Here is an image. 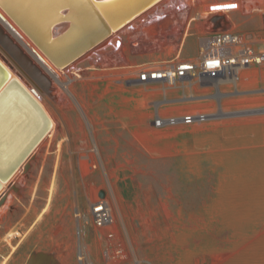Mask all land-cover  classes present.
Masks as SVG:
<instances>
[{"label":"rangeland","instance_id":"1","mask_svg":"<svg viewBox=\"0 0 264 264\" xmlns=\"http://www.w3.org/2000/svg\"><path fill=\"white\" fill-rule=\"evenodd\" d=\"M189 1L162 5L181 10ZM231 4L236 7L215 11ZM206 10H213V31L264 33V0H228ZM247 74L243 95L225 100L259 107L240 118L157 129L145 104L141 119L110 129L80 118L79 127L60 135L54 122L27 168L13 177L16 189L3 192L0 264H77L72 212L104 190L101 169L91 167L98 159L113 189L115 226L128 246L116 264H264V66ZM60 77L62 83L53 79L48 105L54 100L61 107L59 91L70 90L79 71ZM88 100L84 111L91 114L94 97ZM74 107L82 114L75 100ZM90 137L96 156L86 148ZM87 236L93 264H104L102 234L90 228Z\"/></svg>","mask_w":264,"mask_h":264},{"label":"built area","instance_id":"2","mask_svg":"<svg viewBox=\"0 0 264 264\" xmlns=\"http://www.w3.org/2000/svg\"><path fill=\"white\" fill-rule=\"evenodd\" d=\"M262 66L264 33L220 29L202 38L198 58L133 66L126 81L150 91V124L161 129L250 115L247 110L259 107L237 108L225 100L243 95V76L248 79L247 70ZM88 141L86 148L96 156L93 138ZM91 167L101 169L105 187L102 196L96 191L85 209L75 208L72 212L75 260L77 264H93L87 238L88 230L93 228L103 236L104 264H116L125 257L128 246L115 226L111 207L114 193L101 161H93Z\"/></svg>","mask_w":264,"mask_h":264},{"label":"crops","instance_id":"3","mask_svg":"<svg viewBox=\"0 0 264 264\" xmlns=\"http://www.w3.org/2000/svg\"><path fill=\"white\" fill-rule=\"evenodd\" d=\"M225 1L228 0H191L181 10H165L166 6H162L164 14L160 11L158 16L135 19L130 27L117 31L112 40L119 38L121 42L116 47L109 42L98 54L80 60L77 81L70 82V90L59 91L63 95L61 107L54 100L49 104L48 112L57 121L59 134L79 127L80 118L97 119L100 128L109 129L117 126V121L141 119L150 98L142 87L126 81L131 67L198 58L202 38L213 31L209 23L213 11L206 8ZM90 96L94 97L95 111L87 114L84 109ZM73 99L83 108L82 114L75 111ZM71 120L76 123L73 125Z\"/></svg>","mask_w":264,"mask_h":264},{"label":"water","instance_id":"4","mask_svg":"<svg viewBox=\"0 0 264 264\" xmlns=\"http://www.w3.org/2000/svg\"><path fill=\"white\" fill-rule=\"evenodd\" d=\"M39 1V5L48 6L46 0ZM83 1L71 0L69 7L73 6L77 10V17L74 20L71 19L63 33L52 39L49 38L48 43H45L46 40L39 29L33 30L30 25L27 26L24 23L27 8L30 5L28 1L0 0V3L10 17L31 36L45 56L53 63L61 65L81 54L73 62L74 64L93 50L104 46L107 41L91 47L103 34L129 21L155 0H88L95 8L93 13L96 16L89 14L87 3L84 2L83 5ZM45 32L50 37V28ZM9 52L37 85L48 86V77L41 73L26 54L17 47L16 50H9ZM50 127L51 121L43 107L18 80L9 77L8 72L0 64V188L1 182L8 178L30 154ZM27 166L26 163L23 169ZM13 189L16 188L13 187ZM99 195L102 196L103 191H100ZM4 199L5 195L0 196V204Z\"/></svg>","mask_w":264,"mask_h":264},{"label":"bare ground","instance_id":"5","mask_svg":"<svg viewBox=\"0 0 264 264\" xmlns=\"http://www.w3.org/2000/svg\"><path fill=\"white\" fill-rule=\"evenodd\" d=\"M26 1H28L30 5L27 8V16L25 17L26 22L24 23H26L25 25L27 26L30 25L31 29L33 30L39 29V31L43 33L42 36L46 40L45 43H48L49 38L52 39L60 35L61 33H63L68 28L71 22V19L74 20V18H76L78 14L77 10L73 6L69 7V5H71L70 3L71 0H69L68 4H67L68 0H46L45 2L48 3V6H46L45 4L39 5L40 4L39 0H26ZM84 2L87 3V9L90 11L89 14L90 15L92 14V16H96L93 13V9L95 10V8L92 6L91 3H89L90 1L84 0L83 5H84ZM166 2L167 4L169 3L168 6L174 4V0H155L145 9L137 13L129 21L123 23L118 28L110 29L108 32H106L101 37H99L95 41V43L91 45V47L107 41L105 45L99 47L96 50H93L87 57L95 53L97 50L106 47L109 42L111 43V40L114 37V35L117 33V31H119L121 28L126 27V26L130 27L129 24L132 21H135V19L145 17V16H150V15L152 16L161 15L164 11L161 13V12H157V10L163 6L162 5L163 3H166ZM223 6L221 5V8L217 10H215L216 8L213 7L214 8L213 10H215L216 12L220 11L222 13V12H225L226 10L233 9L230 7L222 8ZM66 14L67 16L64 17V15ZM49 28H50V37L47 36L45 32ZM116 43H118V41ZM113 45L116 46L114 42H113ZM16 47L19 48L21 52H23L29 57L30 61L34 63L37 66V68H39L41 73H43L44 75L48 77L49 79L48 86L40 87L39 85H37V83H35V81L17 63V61L14 59V57L9 52V50H16ZM90 49H88V51ZM80 55L81 54L77 55L76 57H73L71 60L61 65H57L53 63L45 56L41 48L33 41L31 36L12 17H10V15L4 9L3 5H1L0 3V57H2L5 60V62L10 65V68L7 67L6 64L1 59H0V64L8 72L9 77H13L16 80H18L33 95V97L43 107V109L45 110L46 114L48 115L51 121V127L48 130V132L45 134V136L32 149L30 154L14 169L11 175L1 182L0 196L5 195L3 192L6 188H8L7 186L11 185V181L13 177L16 176L21 171L22 169L21 167H24V165L28 162L27 160L30 158L34 150L39 146V144L46 137H48L49 134H51L50 132L53 131L52 129H54L53 127L54 118L52 119L51 117L52 115L50 116L48 112L49 105L47 104L48 95L51 94L53 79H57L59 82L61 81L62 83V80L60 77L61 75L65 73H69L70 71H72L74 75H78V71H80V69L77 68L76 65L77 63L81 61L79 60L75 62L74 64L73 62L77 60L80 57ZM246 78H247V75H244L242 85L246 83L245 82Z\"/></svg>","mask_w":264,"mask_h":264},{"label":"snow or ice","instance_id":"6","mask_svg":"<svg viewBox=\"0 0 264 264\" xmlns=\"http://www.w3.org/2000/svg\"><path fill=\"white\" fill-rule=\"evenodd\" d=\"M226 7L234 8L236 5H226Z\"/></svg>","mask_w":264,"mask_h":264}]
</instances>
